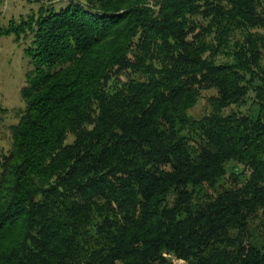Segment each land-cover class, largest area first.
I'll return each instance as SVG.
<instances>
[{"label": "trees", "instance_id": "trees-1", "mask_svg": "<svg viewBox=\"0 0 264 264\" xmlns=\"http://www.w3.org/2000/svg\"><path fill=\"white\" fill-rule=\"evenodd\" d=\"M1 34L29 70L0 264H264V0H47Z\"/></svg>", "mask_w": 264, "mask_h": 264}, {"label": "rangeland", "instance_id": "rangeland-1", "mask_svg": "<svg viewBox=\"0 0 264 264\" xmlns=\"http://www.w3.org/2000/svg\"><path fill=\"white\" fill-rule=\"evenodd\" d=\"M61 2L65 0H60ZM47 0H0V152L10 148V126L18 122V113L24 107L21 89L29 70L28 58L24 49L29 40L5 36L1 31L9 22L17 24L30 13H35ZM28 38V36H27ZM212 92L202 94L197 103L185 113L186 118L197 120L211 111L207 101ZM170 264H181L169 259Z\"/></svg>", "mask_w": 264, "mask_h": 264}]
</instances>
